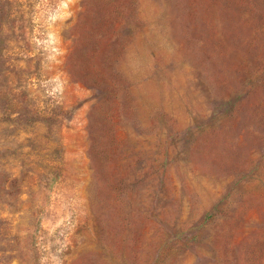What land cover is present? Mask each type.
<instances>
[{
  "label": "rangeland",
  "instance_id": "rangeland-1",
  "mask_svg": "<svg viewBox=\"0 0 264 264\" xmlns=\"http://www.w3.org/2000/svg\"><path fill=\"white\" fill-rule=\"evenodd\" d=\"M0 264H264V0H0Z\"/></svg>",
  "mask_w": 264,
  "mask_h": 264
}]
</instances>
